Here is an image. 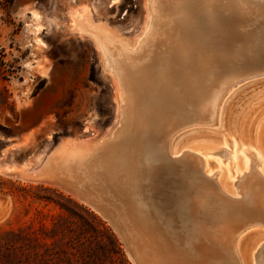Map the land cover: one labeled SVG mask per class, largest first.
<instances>
[{"label": "rangeland", "instance_id": "rangeland-1", "mask_svg": "<svg viewBox=\"0 0 264 264\" xmlns=\"http://www.w3.org/2000/svg\"><path fill=\"white\" fill-rule=\"evenodd\" d=\"M66 3L0 0V61L13 69L11 74H0V167L23 164L40 168L65 137L93 141L120 127L111 74L104 71L94 41L67 30ZM92 4L95 17L106 21L124 40H132L140 32L146 17L145 0ZM246 11L222 14L199 7L194 24L202 37L194 42L211 49L209 59L201 62L219 73V92L200 114L189 111L195 105L188 100L155 108L158 116L147 117L154 122L144 143L147 153L137 151L136 158H142L147 171L145 192L153 227L165 241L170 240V249L195 252L181 258L172 251L182 264L200 262L207 244L210 250L226 246L222 233L214 229L219 209L210 200L199 204L192 194V183L201 174L199 157L204 173L216 178L226 194L231 193L232 182L238 183L254 169L264 176L260 162L253 163L249 154L259 157L254 145L264 151V2ZM175 12L178 24L182 15ZM154 73L152 70L151 75ZM157 89L154 84L150 92ZM130 91L137 98L149 95L135 88ZM148 101L144 100V108ZM139 103L136 114L143 108ZM128 113L133 117L130 103ZM210 114H216L212 121L200 120ZM158 120L161 123L156 127ZM122 130L124 134L115 143L129 147L128 133L124 127ZM182 151L186 152L180 158L170 157ZM241 158L249 162L243 171ZM238 196L242 198V193ZM105 217L56 185L0 171V230L25 229L51 242L52 252L65 254L61 260L30 259L27 263L19 254L21 262L14 264H133L124 239ZM207 231L217 233L212 245L205 238ZM234 242L240 264H264V225L247 224Z\"/></svg>", "mask_w": 264, "mask_h": 264}, {"label": "bare ground", "instance_id": "bare-ground-1", "mask_svg": "<svg viewBox=\"0 0 264 264\" xmlns=\"http://www.w3.org/2000/svg\"><path fill=\"white\" fill-rule=\"evenodd\" d=\"M262 2L264 0H145L146 17L140 32L132 40H124L106 21L95 17V6L91 2L70 4L67 7V30L91 38L97 46L103 69L111 74L115 86L116 117L120 127L93 141L65 137L40 168L22 164L2 166L0 171L32 181H37L36 176H42L43 183L56 185L90 205L101 215L105 213V218H110L120 237L124 239L126 251L133 264H182L179 263V257L189 258L195 252L184 251L182 247L170 249V240L165 241L157 233L158 229L153 227L149 217V203L145 192L147 171L142 158H136L137 151L138 154L145 152L146 136L154 127V122L147 117L158 116L155 108H165L174 102L180 104L183 100L191 101L192 106L195 105L189 107V111L200 114L204 111L203 107L211 104L214 95L219 92V73L210 68L211 64L204 65L201 62L202 58L209 57L211 49L206 44L199 46L194 42L196 38L202 37L199 28L194 24L199 7L222 14L232 10L244 14L248 13L247 7H255ZM176 10L182 15L178 24L174 19ZM152 33H156L155 37ZM152 70L156 71L154 76L151 75ZM154 84L158 89L150 92ZM134 88L149 95H140L141 98H137L130 93ZM178 90L182 92L180 95ZM145 97L149 101L144 108L143 102L147 100ZM138 102H141L143 108L136 114L140 107ZM129 103L133 117L128 113ZM210 115L202 116L200 120L212 121L216 114ZM160 123L158 120L155 126L158 127ZM122 127L128 133V143H131L129 147H124L120 141L115 143L124 134ZM139 145L141 146L138 147ZM253 147L258 151L259 157L252 152L249 154L253 163L260 162L264 173V151L255 145ZM185 152H175V156L170 157L180 158ZM199 160L198 172L201 174L192 183V194H195L193 197L197 198L199 204L206 205L210 200L219 209L220 215L217 219L221 223L214 221V229L222 233V242L226 246L215 249L211 247L210 250L207 244L205 253L200 255L202 260L197 264H240L234 242L237 234L247 224L264 225V176L254 169L252 174L240 177L238 183L232 182L229 187L231 193L226 194L217 185L216 178L204 173L203 160L200 157ZM248 167V160L241 158V171ZM152 174L155 175L154 172ZM150 184L155 183L150 181ZM239 192L242 193V198H239ZM112 196L114 201L111 200ZM190 203L192 204L191 200ZM109 205L113 208L111 212L106 208ZM216 234L209 231L205 233V238L210 240L211 245L214 244L213 239L217 238ZM172 251L179 257L176 258ZM261 257L259 254L258 258Z\"/></svg>", "mask_w": 264, "mask_h": 264}, {"label": "trees", "instance_id": "trees-1", "mask_svg": "<svg viewBox=\"0 0 264 264\" xmlns=\"http://www.w3.org/2000/svg\"><path fill=\"white\" fill-rule=\"evenodd\" d=\"M6 66L5 62L0 61V74H11L13 72V69H9ZM40 88H42V86ZM51 244L52 243L46 241L44 237L41 239L39 236L25 229L0 230V264L21 262V258L18 257L19 254L24 257L26 263L30 261V259L44 262L53 261L57 258L61 260L65 254L60 251L52 252L50 248ZM40 247L44 248L42 252L39 250Z\"/></svg>", "mask_w": 264, "mask_h": 264}, {"label": "crops", "instance_id": "crops-1", "mask_svg": "<svg viewBox=\"0 0 264 264\" xmlns=\"http://www.w3.org/2000/svg\"><path fill=\"white\" fill-rule=\"evenodd\" d=\"M81 1L82 3H85L86 2H91V3H94V4H97L99 2V0H67V3H66V6H69L70 4H81ZM84 1V2H83ZM65 139V138H64ZM62 142V141H61ZM22 165V164H21Z\"/></svg>", "mask_w": 264, "mask_h": 264}, {"label": "water", "instance_id": "water-1", "mask_svg": "<svg viewBox=\"0 0 264 264\" xmlns=\"http://www.w3.org/2000/svg\"><path fill=\"white\" fill-rule=\"evenodd\" d=\"M8 175L13 176V177H18L16 174H8ZM36 178H37V181H39V182L44 181V177H42V176H36Z\"/></svg>", "mask_w": 264, "mask_h": 264}]
</instances>
